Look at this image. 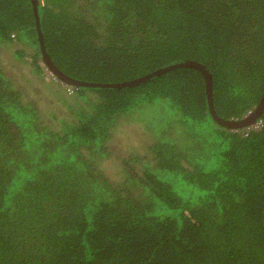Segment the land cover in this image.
Returning a JSON list of instances; mask_svg holds the SVG:
<instances>
[{
  "label": "trees",
  "instance_id": "16d2710c",
  "mask_svg": "<svg viewBox=\"0 0 264 264\" xmlns=\"http://www.w3.org/2000/svg\"><path fill=\"white\" fill-rule=\"evenodd\" d=\"M36 12L39 30L32 0H0V264H264V108L221 125L185 65L67 83L39 39L87 82L198 61L216 113L239 119L264 93V0Z\"/></svg>",
  "mask_w": 264,
  "mask_h": 264
},
{
  "label": "water",
  "instance_id": "95a60500",
  "mask_svg": "<svg viewBox=\"0 0 264 264\" xmlns=\"http://www.w3.org/2000/svg\"><path fill=\"white\" fill-rule=\"evenodd\" d=\"M33 3V8H34V13H35V18H36V26L39 30V25H38V17H37V12H36V5H37V0H32ZM39 39H40V43H41V47H42V52H43V59L44 61L47 63V65L49 66L50 70L52 72H54L58 77H60L63 81L67 82V83H73L75 85H99V86H117L120 87L122 85H128V84H134L137 83L139 81L144 80L145 78H147L148 76H150L151 74H155L158 73L159 71L162 70H166L169 69L173 66H178V65H185V66H192L195 67L197 69H199L207 82L206 85V89H207V97L209 100V107H210V111L211 114L213 116V118L220 123L221 125H224L226 127H241L244 125H247L251 122H254V120L260 115L262 109L264 108V93L262 94V97L259 101V103L257 104L256 107H254L252 110H250L248 113H246L245 115H243L241 118L239 119H225L220 117L216 111L214 110L213 106H212V99H211V76L210 73L208 71V69L200 62L195 61V60H184L182 62H178L176 64H172L169 66H166L164 68H160L152 73H149L147 75L132 79V80H127V81H122V82H116V83H101V82H87V81H82V80H77L75 78L69 77L68 75H66L65 73H63L61 70H59L54 63L52 62V60L49 58L48 54L46 53L44 46L42 44V37L41 34H39Z\"/></svg>",
  "mask_w": 264,
  "mask_h": 264
},
{
  "label": "rangeland",
  "instance_id": "374dc122",
  "mask_svg": "<svg viewBox=\"0 0 264 264\" xmlns=\"http://www.w3.org/2000/svg\"><path fill=\"white\" fill-rule=\"evenodd\" d=\"M45 75L49 76V72L46 69H45ZM45 97L47 98L46 102H50L52 100L51 94L49 92H46V96ZM131 130H130V128H128L126 130V132L124 133V135L126 134L127 136H130L131 137L130 140L132 141V143L134 145V142H138L137 139H136L138 131L135 132V130L134 131L133 130L131 131Z\"/></svg>",
  "mask_w": 264,
  "mask_h": 264
}]
</instances>
